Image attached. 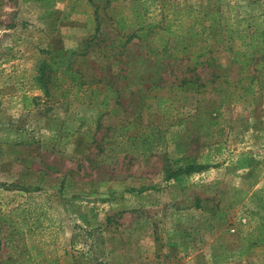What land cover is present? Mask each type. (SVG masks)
Returning a JSON list of instances; mask_svg holds the SVG:
<instances>
[{
	"label": "rangeland",
	"instance_id": "rangeland-1",
	"mask_svg": "<svg viewBox=\"0 0 264 264\" xmlns=\"http://www.w3.org/2000/svg\"><path fill=\"white\" fill-rule=\"evenodd\" d=\"M247 15L264 0H0V212L36 190L27 242L60 264H264L241 239L264 210V83L220 37Z\"/></svg>",
	"mask_w": 264,
	"mask_h": 264
},
{
	"label": "trees",
	"instance_id": "trees-1",
	"mask_svg": "<svg viewBox=\"0 0 264 264\" xmlns=\"http://www.w3.org/2000/svg\"><path fill=\"white\" fill-rule=\"evenodd\" d=\"M21 1L33 2L42 9L50 8L54 2V0ZM261 12L263 13V11ZM95 25V29H97L98 23L96 22ZM132 37L133 34H126L120 42H129ZM220 37L222 48L229 53V64L236 67L238 72L245 73L240 76V79L249 82L254 76L261 75L264 83V24L258 22L256 17L247 15L241 22L221 26ZM165 43L164 41L163 44L165 45ZM206 51L208 48L200 47L193 53L192 58H189L192 61V67L200 63L198 58L203 56ZM256 66L258 67L255 68ZM53 73L43 63L36 70L34 82L44 96L49 95L48 84L54 80ZM186 81L187 83L194 81L196 86H203L194 79ZM146 130V133L142 135H133L128 138L132 141L136 140L134 143L139 147L140 153L148 152L153 145H157L160 141L159 133L152 126H146ZM182 160L183 164L178 169L184 172L196 171L201 167L187 157ZM24 191L26 199L23 203L5 212H0V244L6 250L4 256L0 258V264H60L54 255L41 253V249L36 246L35 242H27L34 229L41 225L37 219L41 208L35 202H31V197L36 190L24 189ZM261 192H264V185L251 194V198L256 200L257 210L258 208L263 210ZM241 239L246 248L264 247V210L258 214L253 224L241 234ZM37 258L39 262L34 261Z\"/></svg>",
	"mask_w": 264,
	"mask_h": 264
}]
</instances>
